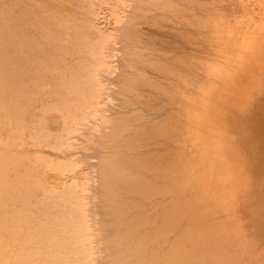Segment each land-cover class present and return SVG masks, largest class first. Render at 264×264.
Segmentation results:
<instances>
[{
  "label": "bare ground",
  "instance_id": "obj_1",
  "mask_svg": "<svg viewBox=\"0 0 264 264\" xmlns=\"http://www.w3.org/2000/svg\"><path fill=\"white\" fill-rule=\"evenodd\" d=\"M91 2L70 0L71 24L58 16L62 0H0V264H239L248 247H240L244 233L230 214L246 215L264 231V75L232 90L227 105L254 89L234 106L239 111L212 113L206 93L220 89L225 66L212 64L215 82L202 84L209 60L199 53L202 34L218 23V6L133 0L116 34L120 64L109 63L119 72L109 79L103 64L115 53L106 40L117 37L94 26ZM199 84L202 93L189 99L188 88ZM105 94L112 105L100 102ZM220 124L239 133V153L230 156L243 155L244 171L260 174L250 182L238 170L230 174L226 167L236 163L222 158L225 139L215 138L206 156L216 187L191 191L204 170L189 171L199 156L186 152V133L198 126L201 151L205 131ZM89 126L96 134L87 136ZM94 155L96 166L88 163ZM86 167L96 168L93 188Z\"/></svg>",
  "mask_w": 264,
  "mask_h": 264
},
{
  "label": "rangeland",
  "instance_id": "obj_2",
  "mask_svg": "<svg viewBox=\"0 0 264 264\" xmlns=\"http://www.w3.org/2000/svg\"><path fill=\"white\" fill-rule=\"evenodd\" d=\"M91 1L92 2H91L90 11H91L92 7L95 5L93 7L94 8L93 9V11H94L93 13L94 14H97L98 13L96 16L95 15L93 16V13H92V17H93L92 18V22H95V23H93L94 26L96 25L95 27L98 28L99 31H102V32L104 31L105 34H112V33H114V37H113V34H112V37H110V38L113 39V38H116L117 37V39H115V41H118V42H116V46L118 48L117 49V48H115L116 46L114 45L115 44L114 43L115 41H113L114 39L111 40L108 37L107 40H106V42L108 43V45L106 44V46L108 47L107 49H108L109 55L115 53L114 56H111L110 55L111 58H109L110 56L107 57V60H106L107 61L106 64H108L107 66H106L105 63L103 64L104 65L103 66V69H105L104 75L106 76L107 73H108V75L106 77H108L110 79L111 76L114 77V74L116 75L119 72L118 68L116 67L117 68L116 69L113 66L115 64H117V62L120 64V62L118 60L121 61V59H120V52L122 51V45L123 44H122V42H120L121 40L119 39L121 37V34H119V37L116 36V34L118 35V33L121 32V28L120 27H123L125 25V23H127V20L128 19H125L124 20L125 22L123 21V19L124 18H128L127 11H128V13H130V11L128 9H130L131 11H132V9H134V5L132 7V3H133L132 1L133 0L132 1L129 0L130 3H129L128 0H122L119 3L118 2H114V5L115 6H113V2H110L109 1L110 2L109 3L107 0H100V1L99 0H96V1L95 0H91ZM93 1H94V3L95 2L96 3L93 4ZM101 1H103V2H101ZM202 1H206L207 2V5H209V3H210L211 4V7L213 9H216V7L218 6L217 7V12L219 14V17H216L217 18V22H218L216 25L209 24L210 25L209 27L211 29H209V27H208L209 30H207V31H210V32L204 31L203 34L205 35V37L202 34V38H204V45H203L204 47L202 46V49L203 50L199 54H201L202 55L201 58L204 59V60H202V62H205V61H208L209 60L210 63L208 62V65H207V62L202 63L204 67L206 66L205 67L206 70H205V68L202 67L203 70L202 69L200 70L201 73H204L206 71L209 72V73L206 74L207 73L206 72L205 73L206 75L203 74L205 76H203L201 74L202 76H200L198 78V80L199 79H200L199 81L202 80V82H201L202 84L204 82H205V84H209L210 82H212V84H214V82H215L214 80H215V78H216V76H217V74H218L219 71L216 70V69H214V67L213 68H210L211 65L212 64H215V63H218L222 67L225 66V69L220 72V78H221V82L219 83L220 89L219 90L218 89H215L212 94L206 93L207 96L209 97L208 99H209V102H210V104L208 105V107L211 108L212 113H215L220 108H224L222 111L219 110V112H221L222 114H225V113H228V112L230 114H233L234 112L239 111V109L236 110L234 106L238 105L240 101H244L246 99H250V96L254 93V89H249L248 91H246V92H244L242 94L240 93L239 94L240 97L237 98L236 101H235V103H234L235 105H227L229 103V100L233 96L232 90L236 86H239V89H242V90H245L246 88H249L250 86L252 87V83L255 80V78H257V77H259L261 75H264V29L262 30V28L264 27V24H262L263 26L260 25V21H262L261 19L264 18V16L261 17V15H264L263 14L264 13V0H219V1H217L218 3L212 2V1H215V0H212V1L211 0H202ZM121 2H122V4H121ZM68 3H70V0H62L61 10L58 13V16L61 19H63V20L65 18V20L67 22H68L67 19L71 20L72 17H73V15L69 12V8L71 7V5H68ZM115 3L118 4V7H117V5ZM106 4L107 5H110V7L108 6V10L106 8V6H107ZM111 5H112V7H114V9H117V10L112 9ZM212 5H214V6H212ZM126 7H128V8H126ZM103 9H106V10L104 11ZM95 11H97V12L95 13ZM108 12H110V13L116 12V13L115 14L113 13L114 15H112V14H110ZM60 13H64L63 14V17L60 16ZM100 13H102V14H100ZM116 14H117V16H118V14H120L119 17H117ZM121 14H123V15L121 16ZM125 14H126V16H124ZM95 17L96 18L98 17V18L96 19ZM94 18H95V20H93ZM96 20H97V22H96ZM209 20H210V18H209ZM122 21H123V23H122ZM68 23H71V21L68 22ZM261 23H263V21ZM71 24H73V23H71ZM121 24H123V25H121ZM227 25H228V27H227ZM206 26H207V24H206ZM221 27H223V28H221ZM258 27H260V28L262 27V28L260 29ZM102 28H104V29L102 30ZM206 28L207 27H205V29ZM217 28H219V29L221 28V29L218 30ZM116 29H117V31H116ZM118 30H119V32H118ZM261 30H262V32H261ZM96 31L97 30H94L95 33H96ZM216 31H218V32L220 31V34H222L221 40L219 38L216 39V36L214 34L215 33L216 34H219ZM227 31H229V32H227ZM212 32L213 33L215 32V33L213 34ZM241 36H242V39H241ZM207 38H208V41H209V38H210V41H213V42H208L207 41ZM110 41L111 42L113 41V45H112V43ZM245 41L248 42L249 44L246 43ZM117 43H119V44H117ZM217 43L220 44V45L218 46ZM205 44H206V48H205ZM119 45H120V47H119ZM111 47H112V49H111ZM242 47H243V49L244 48L245 49L243 50ZM113 48H114V50H113ZM115 49L117 50L116 51L117 53L115 52ZM204 49H205V51H204ZM111 50L113 51V53L110 52ZM211 54H213V55H211ZM223 54L225 56L226 55H228V56L225 57ZM115 55L119 59H116ZM229 55H230V57H229ZM218 56H220V57H218ZM219 58H221L220 61L218 60ZM222 58H223V61H222ZM111 59L113 60L114 63L111 62ZM211 59H212V61H210ZM108 60H109V62H108ZM109 63H112L113 66L111 64H109ZM225 63H226V65H225ZM208 66H209V69L210 70L207 69ZM106 70H110V71L108 72ZM115 70L117 72H115ZM211 70H213V71H211ZM213 74H215V76H213ZM207 78L210 79V80H208ZM202 84H199L201 86L196 85L197 86V89H196L195 85H191L188 88L189 91H187V94L189 95L188 96L189 99L190 98L193 99L192 97H190L191 95L193 97H196V96H198L199 94L202 93V91H201L202 90L201 88L203 87ZM105 85H107V84H105ZM111 85H113V84H111ZM198 86H199V89H198ZM193 87H195V88L193 89ZM205 88H206V85H205ZM197 93H198V95H197ZM203 95H205V93H203ZM103 98H102L103 100L100 101L101 103H103V105H105L106 103H108L110 105L112 103L111 102V98L110 97L108 98L107 97V94H105V96ZM99 105H102V104L99 103ZM100 114H101L100 112L97 113L96 114L97 116L95 117V119L96 118L99 119V117H100L99 115ZM95 119H93V121H91L90 125H92L93 127L95 126V129H96V127H97L98 124H96L97 123V121H96L97 119L96 120ZM94 122H96V123H94ZM193 123H195V122H193ZM207 125H209L208 127H210V128L215 127V125H211L210 122ZM92 126H89L90 129H89L88 132H90V131L91 132L90 133L86 132L87 133V136H89L90 134H91V136L93 134H96L95 132L97 130H95ZM205 133H206L207 137L204 140V147L202 148L201 151H199L198 144H197V141H199V128H198V126L195 125L194 129L192 130V132H190V130H189L188 133H186V135H187L186 141H185L186 142L185 143V148H187L186 149V152H187V150L190 151V152L194 151V155L195 156L196 155L199 156L197 159L193 160L192 163L190 162L192 166H194V165L196 166L197 165V168H195V166L192 167L190 165L191 167H190V170L189 171H191L192 173H195L196 171H199L200 168H201V170H204V172H202V175L200 177H198V179H197L198 181L197 182H192V184L190 183L188 185V188L187 189H191V191H197L198 189H196V187L201 186V187L208 188L210 191H213L214 188L216 187V183L212 180V177H211L212 174L208 173V172H210L208 170H210V163L211 162L208 159V157L206 156L208 153H210L211 151H213L212 145L209 144V143L213 139H215V138L218 139V141H220L221 138L222 139H225L224 144L227 147V150L226 151L221 150L220 153H225L223 155V157L222 156L221 157L224 158V159H226L228 162H231V163L235 162L236 163V167L234 169H232L230 167H226L228 169V172L230 174L235 175L236 172H237V170H238L239 171L238 173L240 175L241 174H244V181H248V182H250L249 177L252 178L255 174H260L257 171H255L254 173H248V171H244V168H246L247 166H246V163L244 161L243 155L240 156V160L239 159L236 160V159H234V158H232L230 156V155H233L234 153L235 154H238L239 153V150H237L236 147H235L240 142L239 141V133H238L237 127H235V129L233 131L232 129H229V127L227 125H221L220 124L219 126L216 127L215 130L209 131L208 133L205 131ZM25 139L27 141H30L28 137H25ZM78 140H79V138H78ZM75 141L78 143L77 138H76ZM79 141H81L82 144H83L82 139H80ZM221 141H220V143H221ZM202 142L203 141H201L200 143L202 144ZM79 144H81V143L79 142L78 145ZM190 152H187V153H190ZM79 154H82V153H79ZM91 154H93V153H91ZM84 155H86V154H83L82 155V163L87 160L86 159L87 158L86 157L87 155L86 156H84ZM94 158L96 159L97 157L95 155L94 156H90L89 159H88L90 161L88 163L92 162L95 165V163L98 162V161H96L98 158L96 160ZM201 161L204 164H202V163H199L198 164L197 163V162H201ZM87 168L88 167H86L85 170H86V174H87V171H89L88 172L89 175L87 174L88 176H86L87 177V181L89 180L88 181V186H90L91 184H93L92 185V188H93L95 186L94 183H96V181H97L96 180L97 177L95 178V174H97V171L94 170L95 167L94 168L93 167L92 168L90 167V169H87ZM59 172L60 171L56 170V173H57L56 175L60 174ZM228 172H227V174H228ZM196 173H198V172H196ZM91 176L93 178H91ZM91 179H93V180L91 181ZM53 182H54L53 184H59V183H56L55 181H53ZM90 182H92V183H90ZM236 195H239V194L236 193ZM260 197H261V199H264V193H262L260 195ZM96 199L97 198H95V201H96ZM240 200H241V204L244 205L245 202H246L245 194L240 197ZM88 202H90V204L88 203V207L89 206L91 207V204L94 205V202L93 201L91 202L89 200ZM229 202L230 201L225 202L226 205H227V207H226V205H225V207H226V209L228 208V211L234 209V207H233V209H229L231 207V202L230 203ZM236 207H238V205ZM88 209L90 211V208H88ZM233 215H234V217H233ZM230 216L233 217V219H231V221H233L234 223H236L235 224L236 227L238 229H240V231L242 230L241 232L244 233V234L241 233L242 234V238L240 239L241 242L239 241V244H241L243 242V245L245 244L244 245L245 247L242 244H241L240 247H242V246H243V248L248 247L247 248V250H248L247 253H243L242 252L240 254V257H239L240 258V261L238 260L239 264L241 262H242L241 264H264V258H263L264 257V234H263V236L261 238L259 237V234L260 233H264V231L261 229V227H259L258 224L256 225L246 215H241V214L238 213V214H230ZM236 220L237 221L238 220H242V221H240L238 223ZM239 224H240V227L241 228L238 226ZM243 236H244V238H243ZM243 239H245V240H243ZM240 247H238V249ZM240 249H242V248H240ZM262 249H263V251H262ZM253 252H255V253H253ZM252 253L255 254V255H252ZM258 254H259V256H258Z\"/></svg>",
  "mask_w": 264,
  "mask_h": 264
}]
</instances>
